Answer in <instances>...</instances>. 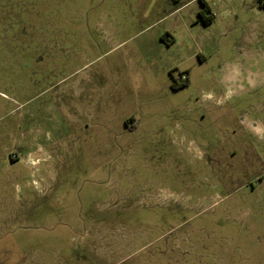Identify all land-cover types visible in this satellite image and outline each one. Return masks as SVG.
<instances>
[{
  "label": "rangeland",
  "instance_id": "374dc122",
  "mask_svg": "<svg viewBox=\"0 0 264 264\" xmlns=\"http://www.w3.org/2000/svg\"><path fill=\"white\" fill-rule=\"evenodd\" d=\"M205 1L0 0V264H264V11Z\"/></svg>",
  "mask_w": 264,
  "mask_h": 264
},
{
  "label": "flooded vegetation",
  "instance_id": "af4514ba",
  "mask_svg": "<svg viewBox=\"0 0 264 264\" xmlns=\"http://www.w3.org/2000/svg\"><path fill=\"white\" fill-rule=\"evenodd\" d=\"M126 127L128 134H132L137 131V127H131L128 125V122L126 121ZM247 135V132L244 133ZM192 150L191 147H187V150ZM202 151L200 152V154ZM234 153V152H233ZM256 158H260L259 155L255 156ZM5 162H8L6 165V168L9 169L10 167H13L16 162H18V158L15 159L14 155H10L8 158L4 159ZM5 204V205H3ZM8 205H11V199L9 201L8 197H6L5 201H1L0 209H8ZM8 212V211H7ZM6 212V214H7ZM8 223V222H7ZM147 224H141L139 227V233L135 238V241L133 242L136 248V251L138 253H144L149 258H155L160 260H168L169 257L173 256L175 253L174 248V242L173 237L169 232H163V229L157 228L158 225L152 226H146ZM6 226V228L12 227V224H0V228ZM142 228H146L142 231ZM177 247V246H176ZM178 249V248H177ZM135 251V252H136ZM15 264H47L46 261L41 260L40 258L33 259L32 261H29L27 257H23Z\"/></svg>",
  "mask_w": 264,
  "mask_h": 264
},
{
  "label": "trees",
  "instance_id": "16d2710c",
  "mask_svg": "<svg viewBox=\"0 0 264 264\" xmlns=\"http://www.w3.org/2000/svg\"><path fill=\"white\" fill-rule=\"evenodd\" d=\"M259 2V10L264 11V2L262 0H258ZM202 9L199 12V17L204 25H211L215 20V14L213 13V10L209 6V4L205 0H201ZM189 85L188 81L178 85L174 84L173 89L174 90H180L184 89Z\"/></svg>",
  "mask_w": 264,
  "mask_h": 264
},
{
  "label": "crops",
  "instance_id": "0c3cea01",
  "mask_svg": "<svg viewBox=\"0 0 264 264\" xmlns=\"http://www.w3.org/2000/svg\"><path fill=\"white\" fill-rule=\"evenodd\" d=\"M209 4V6L211 7V9L213 8L214 4L213 3H210V2H207ZM241 75H242V71H239V70H236L234 71V73L231 74V76H229L225 82H228V83H238L242 78H241Z\"/></svg>",
  "mask_w": 264,
  "mask_h": 264
},
{
  "label": "built area",
  "instance_id": "2783aa9c",
  "mask_svg": "<svg viewBox=\"0 0 264 264\" xmlns=\"http://www.w3.org/2000/svg\"><path fill=\"white\" fill-rule=\"evenodd\" d=\"M263 2H264V0H262ZM182 80L184 81V82H186L187 81V77L186 76H183L182 77Z\"/></svg>",
  "mask_w": 264,
  "mask_h": 264
}]
</instances>
